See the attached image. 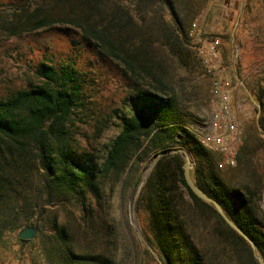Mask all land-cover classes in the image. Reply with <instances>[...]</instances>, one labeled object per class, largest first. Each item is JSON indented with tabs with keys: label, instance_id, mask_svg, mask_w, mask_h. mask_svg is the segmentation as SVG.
Wrapping results in <instances>:
<instances>
[{
	"label": "trees",
	"instance_id": "16d2710c",
	"mask_svg": "<svg viewBox=\"0 0 264 264\" xmlns=\"http://www.w3.org/2000/svg\"><path fill=\"white\" fill-rule=\"evenodd\" d=\"M96 1L102 9L99 19H93L91 5L74 15L73 23L100 55L119 61L132 81L130 97L137 105L123 116L122 128L100 160L78 158L72 150L68 127L79 106L78 87L65 86L72 74L63 71L56 76L49 68L43 72L47 78L43 86L0 99V242H28L19 237V230L43 216L44 210L37 213L33 208L40 196L51 201L54 196L75 195L86 206L87 191L100 199L109 179L127 183L137 164L165 149L187 147L198 161L191 171L196 183L221 203L264 258V214L258 203L264 175L252 174L247 181L250 162L243 146L236 156L243 180L235 186L225 184L213 171L211 153L182 123L177 111L173 62L187 65L196 56L188 21L197 15L198 4L188 7L186 14V7L179 10L176 0H135L134 14L121 2ZM54 23L45 15L34 21L32 29ZM59 79L66 81L59 85ZM256 98L262 107L259 125L264 131V87L256 90ZM183 166L180 153L161 156L137 202L138 208L149 213V225L165 264H224L220 250L229 252L237 264H260L252 246L212 204L190 189ZM30 208L34 210L30 212ZM57 235L60 251L73 256L69 232L62 228ZM78 257L79 264L109 261L104 255Z\"/></svg>",
	"mask_w": 264,
	"mask_h": 264
},
{
	"label": "rangeland",
	"instance_id": "374dc122",
	"mask_svg": "<svg viewBox=\"0 0 264 264\" xmlns=\"http://www.w3.org/2000/svg\"><path fill=\"white\" fill-rule=\"evenodd\" d=\"M227 1L232 2V11L228 10ZM241 1L176 0L179 10L186 7V14L194 3L198 4L197 15L188 21L193 44L196 41L190 31L194 23L203 36L207 25L225 28L230 45L228 55L220 56L218 66L230 82L229 102L239 116L240 142L235 152L237 156L240 148H247L248 181L252 174L264 175V131L259 129L262 107L256 98V90L264 87V61L250 63L244 71V57L240 58L236 41H231ZM104 2H121L135 14V0ZM99 4L96 0H0V99L43 86L47 80L43 72L49 68H53L56 76L63 71L72 74V80L65 84L71 88L76 85L79 91V106L68 127L72 150L78 158L102 160L111 139L122 128L123 116L131 113L137 104L130 97L134 92L129 87L132 81L124 75L119 61L100 55L97 47L86 41L82 30L73 23L74 15L89 10L91 5L95 12L93 19H99L102 10ZM45 15L55 23L33 30L34 21ZM220 32L221 29H215L204 37L218 38L221 44ZM195 46L196 56L187 65L173 62L172 69L178 95L177 111L190 131L208 127L221 109V100L213 92L214 82L205 73ZM64 81L57 80L59 85ZM236 88L238 91L234 92ZM202 145L211 153L214 173L225 184L235 186L243 180L237 157L236 163L231 164L220 150ZM189 151L195 169L198 161ZM154 157L134 166L127 183L119 178L109 179L100 199L87 191L86 206L75 195L54 196L51 201L44 196L37 198L35 212H45L31 225L37 228L35 238L26 243L14 239L0 242V264H79L78 256L86 254L106 256L109 261L104 264H165L149 225L148 211L136 204L133 213L138 187ZM258 203L264 214V191ZM33 210L30 208V212ZM62 228L71 236L73 256H66L59 249L56 237ZM219 255L224 264H237L229 252L220 250Z\"/></svg>",
	"mask_w": 264,
	"mask_h": 264
},
{
	"label": "built area",
	"instance_id": "2783aa9c",
	"mask_svg": "<svg viewBox=\"0 0 264 264\" xmlns=\"http://www.w3.org/2000/svg\"><path fill=\"white\" fill-rule=\"evenodd\" d=\"M197 23H194L190 35H194L198 43L196 49L205 67V73L214 82V94L221 100V109L212 123L203 129L191 131L204 145L220 150L231 164L236 163V146L240 142L239 116L235 113L229 102L230 82L224 78L219 68L220 40L208 38L201 34Z\"/></svg>",
	"mask_w": 264,
	"mask_h": 264
},
{
	"label": "crops",
	"instance_id": "0c3cea01",
	"mask_svg": "<svg viewBox=\"0 0 264 264\" xmlns=\"http://www.w3.org/2000/svg\"><path fill=\"white\" fill-rule=\"evenodd\" d=\"M227 8L232 11V2L227 1ZM215 29H221L222 31L220 32L222 43L218 48L220 56L226 58L230 44L224 32L225 28L207 25L205 30H203L204 36L212 33ZM195 41L198 43L196 38ZM231 41H236L239 56L240 58L244 57L242 62L244 71H247L250 63L264 61V0L241 1L234 29L231 32ZM235 78H238V74L235 75ZM233 91L236 92L238 89H233Z\"/></svg>",
	"mask_w": 264,
	"mask_h": 264
},
{
	"label": "water",
	"instance_id": "95a60500",
	"mask_svg": "<svg viewBox=\"0 0 264 264\" xmlns=\"http://www.w3.org/2000/svg\"><path fill=\"white\" fill-rule=\"evenodd\" d=\"M238 24V22H237ZM236 24V25H237ZM259 129L262 130L261 126L259 125ZM264 135V132H263ZM180 153L183 155L184 158V166H183V173H184V178L185 181L187 183V185L190 187V189L194 192V194L199 197L200 199H202L203 201L210 203L214 206V208L217 210V212L222 216V218L226 221V223L232 228L234 229L238 234H240L253 248L254 252H255V256L258 258V260L260 261V264H264V258L261 254V252L259 251L256 243L254 242V240L237 224L235 223L225 212L223 206L221 205V203L216 200L215 198H213L212 196H210L209 194H207L194 180V178L192 177L191 171L194 168L193 165V161H192V157H191V153L189 150L187 149H183V148H169V149H165L161 152H159L158 154L155 155L153 162L151 163V165L148 167L147 171L145 172V174L142 177V180L140 182V185L138 187L137 193H136V197L134 200V206H133V213L135 214L136 211V204H137V200L139 195L141 194V191L144 187V185L146 184L152 170L154 169L157 161L159 160V158L163 155L166 154H177ZM134 221L135 224L138 225L137 219L134 217ZM37 234V228L35 226H28L25 227L20 233H19V237L21 239H25V240H31L34 239L35 236ZM148 246H151L149 243H147Z\"/></svg>",
	"mask_w": 264,
	"mask_h": 264
}]
</instances>
